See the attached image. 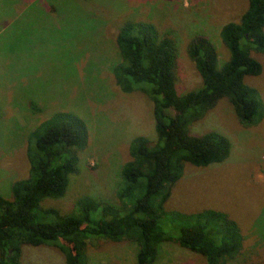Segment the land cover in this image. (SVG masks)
Returning a JSON list of instances; mask_svg holds the SVG:
<instances>
[{
  "label": "rangeland",
  "instance_id": "obj_1",
  "mask_svg": "<svg viewBox=\"0 0 264 264\" xmlns=\"http://www.w3.org/2000/svg\"><path fill=\"white\" fill-rule=\"evenodd\" d=\"M247 8L248 0H0V196L10 198L13 183L29 176L31 133L54 113L69 111L87 123L89 143L78 153L66 195L46 199L44 207L69 214L85 196L120 204L116 192L132 139L156 138L151 100L142 92L124 93L111 71L120 59V28L129 20L152 22L177 41V88L184 94L202 84L190 44L206 37L221 61L228 60L221 29L239 22ZM253 56L263 71L246 82L264 104V53ZM215 130L231 139L229 158L209 167L186 164L165 204V218L224 212L244 236L241 255L229 264H264V118L246 127L224 98L191 127L194 135ZM138 251L131 241L90 239L88 264H138ZM22 258L28 264H66L63 252L51 246L26 245ZM154 264L206 260L164 242Z\"/></svg>",
  "mask_w": 264,
  "mask_h": 264
},
{
  "label": "trees",
  "instance_id": "obj_2",
  "mask_svg": "<svg viewBox=\"0 0 264 264\" xmlns=\"http://www.w3.org/2000/svg\"><path fill=\"white\" fill-rule=\"evenodd\" d=\"M220 37L228 60L221 61L206 37L190 44L188 54L202 84L180 94L177 41L152 22L123 24L116 39L120 59L111 71L124 93L142 92L151 100L156 138L132 139L130 160L122 168L116 192L120 204L85 196L64 214L43 202L66 195L77 172L78 153L89 143V130L73 112L54 113L31 133L29 176L13 183L10 198L0 196V264H28L22 258L26 245L57 247L66 264H88L90 239L136 243L138 264H154L164 242L178 243L204 257L206 264H229L241 255L242 230L224 212L207 209L165 218V204L186 164L209 167L231 154L227 135L216 130L194 135L191 127L224 98L244 126H255L264 118L262 95L246 82L263 71L253 52L264 53V0H248L240 21L224 25ZM174 221L180 223L178 228Z\"/></svg>",
  "mask_w": 264,
  "mask_h": 264
}]
</instances>
